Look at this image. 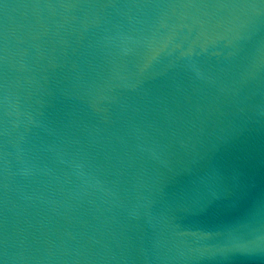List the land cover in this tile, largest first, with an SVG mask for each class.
<instances>
[{
  "label": "water",
  "instance_id": "obj_1",
  "mask_svg": "<svg viewBox=\"0 0 264 264\" xmlns=\"http://www.w3.org/2000/svg\"><path fill=\"white\" fill-rule=\"evenodd\" d=\"M0 264H264V0H0Z\"/></svg>",
  "mask_w": 264,
  "mask_h": 264
}]
</instances>
